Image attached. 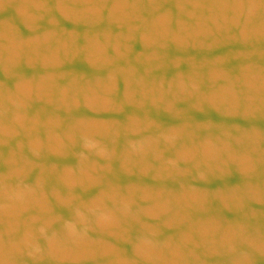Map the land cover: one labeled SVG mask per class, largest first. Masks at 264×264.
Listing matches in <instances>:
<instances>
[{
    "label": "water",
    "instance_id": "95a60500",
    "mask_svg": "<svg viewBox=\"0 0 264 264\" xmlns=\"http://www.w3.org/2000/svg\"><path fill=\"white\" fill-rule=\"evenodd\" d=\"M0 264H264V0H0Z\"/></svg>",
    "mask_w": 264,
    "mask_h": 264
}]
</instances>
